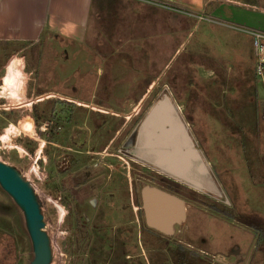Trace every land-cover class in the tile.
<instances>
[{"label":"rangeland","instance_id":"374dc122","mask_svg":"<svg viewBox=\"0 0 264 264\" xmlns=\"http://www.w3.org/2000/svg\"><path fill=\"white\" fill-rule=\"evenodd\" d=\"M92 1L80 42L0 43V79L10 55L24 72L22 100L0 96V161L37 193L50 264H264V75L247 34L264 33V0ZM160 102L166 135L148 124ZM175 148L191 152L178 176L160 163ZM144 187L183 202V225L147 226ZM31 255L0 190V264Z\"/></svg>","mask_w":264,"mask_h":264},{"label":"crops","instance_id":"0c3cea01","mask_svg":"<svg viewBox=\"0 0 264 264\" xmlns=\"http://www.w3.org/2000/svg\"><path fill=\"white\" fill-rule=\"evenodd\" d=\"M160 1L192 12H200L204 6V0ZM92 2V0H0V43L35 44L43 34H54L72 42H80L85 35L84 30L88 23ZM225 12L226 10L224 11L223 7L217 4L210 15L226 19ZM229 19L232 20V18ZM15 56L10 55L4 65V76L0 79V96L2 97L1 86L6 75V66L15 59V67L23 73L22 84L17 92L19 98L4 97V99L19 102L22 100L24 72L23 63L19 64L21 59ZM27 103L29 102H26V106L29 107Z\"/></svg>","mask_w":264,"mask_h":264},{"label":"water","instance_id":"95a60500","mask_svg":"<svg viewBox=\"0 0 264 264\" xmlns=\"http://www.w3.org/2000/svg\"><path fill=\"white\" fill-rule=\"evenodd\" d=\"M173 175L178 176L174 172ZM0 190L10 198L21 214L32 254L27 264H50L52 260L50 240L43 230L41 204L36 191L22 174L1 161ZM140 198L144 222L150 228L163 235H169L174 225H183L185 206L174 196L155 188L144 187Z\"/></svg>","mask_w":264,"mask_h":264},{"label":"bare ground","instance_id":"6f19581e","mask_svg":"<svg viewBox=\"0 0 264 264\" xmlns=\"http://www.w3.org/2000/svg\"><path fill=\"white\" fill-rule=\"evenodd\" d=\"M15 62L16 60L13 59L6 66V73H5L6 75L3 79V83L1 86L2 99H4V97H8V98L10 97L12 99L19 98L17 92L19 91V88L22 84L23 73H21V71L15 67ZM161 104L162 102H160L158 105L159 109H156L159 111L157 112L155 111L153 113V116H150L151 121H149L148 124L150 127L152 126L156 128L157 129L156 132L166 135L169 133V129H167L166 128L167 126L164 124L169 122V116L167 115V108H165V106H162ZM14 130L26 134L28 133L31 134L32 133L31 123L29 121H26L25 123L20 124L18 128L11 124L9 128H6V130L4 131L5 134L2 136V139L3 140L8 139V134ZM148 135L151 137L150 132H148ZM137 149L139 148L137 147ZM190 157H191L190 151L188 150L180 151L177 148H175L171 152H167L166 154H164L160 163L168 166V168L172 170L174 173H176V175H179L181 165L187 167L190 162L189 159Z\"/></svg>","mask_w":264,"mask_h":264},{"label":"built area","instance_id":"2783aa9c","mask_svg":"<svg viewBox=\"0 0 264 264\" xmlns=\"http://www.w3.org/2000/svg\"><path fill=\"white\" fill-rule=\"evenodd\" d=\"M247 34L252 37L251 48L253 49L255 76L264 75V33L258 30H248Z\"/></svg>","mask_w":264,"mask_h":264},{"label":"flooded vegetation","instance_id":"af4514ba","mask_svg":"<svg viewBox=\"0 0 264 264\" xmlns=\"http://www.w3.org/2000/svg\"><path fill=\"white\" fill-rule=\"evenodd\" d=\"M178 226H180V225H178Z\"/></svg>","mask_w":264,"mask_h":264}]
</instances>
